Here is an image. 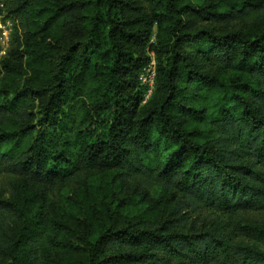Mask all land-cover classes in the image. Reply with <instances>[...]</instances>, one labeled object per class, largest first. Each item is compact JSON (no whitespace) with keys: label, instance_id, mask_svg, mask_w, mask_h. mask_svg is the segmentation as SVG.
<instances>
[{"label":"trees","instance_id":"obj_1","mask_svg":"<svg viewBox=\"0 0 264 264\" xmlns=\"http://www.w3.org/2000/svg\"><path fill=\"white\" fill-rule=\"evenodd\" d=\"M7 20L0 264H264V0H0Z\"/></svg>","mask_w":264,"mask_h":264},{"label":"rangeland","instance_id":"obj_2","mask_svg":"<svg viewBox=\"0 0 264 264\" xmlns=\"http://www.w3.org/2000/svg\"><path fill=\"white\" fill-rule=\"evenodd\" d=\"M204 0H194V2L197 5H201L202 2ZM2 26L6 27V31L8 32V36L5 37L3 36V29L0 28V60L2 57H4L9 49V45H10V39H11V34H12V27H13V21L12 20H7L6 23L1 22ZM150 57H152V59L154 58V56H152V53L150 52ZM2 78V74L0 75V79ZM1 84V82H0ZM150 91H146L145 93V101L143 103H145L149 98H150ZM13 96H9L7 98V101L11 100ZM12 180L11 177H9L8 175H0V190L1 192H6L8 190V182ZM88 199V198H87ZM101 196L98 195L96 197H94V200L96 202V204H94V206L96 207V209H99L100 205L98 204V201H100ZM76 208L72 207L71 212L69 211L70 215H73L74 213H76Z\"/></svg>","mask_w":264,"mask_h":264},{"label":"built area","instance_id":"obj_3","mask_svg":"<svg viewBox=\"0 0 264 264\" xmlns=\"http://www.w3.org/2000/svg\"><path fill=\"white\" fill-rule=\"evenodd\" d=\"M0 28L3 29V36L7 37L8 32L5 30L6 27L2 26L0 23ZM152 56L154 55L152 54ZM155 77H156V61L153 58L151 62L143 69L140 76V80L142 84L147 88V90L151 92L150 95L152 94L155 88Z\"/></svg>","mask_w":264,"mask_h":264}]
</instances>
